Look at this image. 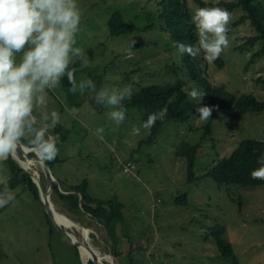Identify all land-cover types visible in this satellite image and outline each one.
Listing matches in <instances>:
<instances>
[{"label": "rangeland", "instance_id": "374dc122", "mask_svg": "<svg viewBox=\"0 0 264 264\" xmlns=\"http://www.w3.org/2000/svg\"><path fill=\"white\" fill-rule=\"evenodd\" d=\"M160 1L78 0L81 21L75 46L87 56L89 64L83 66L76 58L70 65L75 71L76 92L64 87L61 81L48 92L45 111H57L59 123L68 131L66 140L58 148L60 162L49 167L54 182L61 193H66L70 187L87 180L88 192L93 197L101 200L116 197L125 205L122 229L116 227L115 235L119 238L120 249L127 238L125 235L133 238L135 264H142L141 260L144 264H233L218 254L212 241L204 239L206 228L215 224L226 226L227 238L239 264H264V185L219 189L210 179L190 182L186 162L176 155L181 142L201 140L202 127L210 118L207 121L198 119L197 109L209 106V103L205 82L190 78L178 55L177 43L163 29L165 21L157 18L162 12ZM186 1L191 14L197 5L193 0ZM116 11L123 12L133 34L110 35L108 21ZM238 11L231 14V21L240 14ZM227 35L229 45L214 62L207 61L203 51L199 54L204 77L211 85L223 86L230 94L253 95L264 102V57L253 58L260 44L246 43L248 37L255 35L254 30L245 23L230 29ZM131 41H134L132 46L138 45L131 50L132 62L129 63L125 50ZM218 60L222 61L221 68L216 64ZM173 64L179 66L177 75L171 71ZM95 75L104 76L102 88L131 86L132 90L146 85H166L180 77L186 81L185 89L195 87L204 95L199 102L188 96L195 108L188 122H166L153 143L139 147V142L149 134L141 127L143 121L137 110L131 113L128 121L117 125L108 115L113 110L111 106L97 104L95 93L90 96L87 89L79 90L81 81ZM221 115L211 122V133L208 132L202 142L194 168L197 178H201L214 161L228 157L241 141L252 139L264 143V113L248 112L236 122L225 113ZM137 127L140 128L139 135L133 133V128ZM97 128L104 129L102 138L97 135ZM131 149L135 150L134 154L129 153ZM17 155L23 160H36L35 156L29 158L21 154V157L18 152ZM129 159L136 162V169L124 173L123 164ZM38 170L29 169L40 178L44 192L45 176L40 166ZM9 175L6 160L0 161V193L7 189L4 180ZM10 192L14 194V200L0 211V264H62V260L77 264L69 240L53 222L58 232L50 229L41 201L27 189ZM17 193L20 196L17 197ZM183 194L186 204L172 202ZM50 199L60 213L71 219L65 203L59 201L53 191ZM83 220L88 221V218ZM88 229L87 242L96 256L101 257L95 261L112 264L109 256L112 243L106 238L105 229L94 221H90ZM69 231L80 236L79 240L86 245L81 229L70 227ZM149 239H152L150 246ZM49 241L55 258L51 256ZM85 264H89L88 261ZM116 264L127 263L116 261Z\"/></svg>", "mask_w": 264, "mask_h": 264}, {"label": "trees", "instance_id": "16d2710c", "mask_svg": "<svg viewBox=\"0 0 264 264\" xmlns=\"http://www.w3.org/2000/svg\"><path fill=\"white\" fill-rule=\"evenodd\" d=\"M193 1L199 7H221L227 9L231 14L235 10L239 9L238 12H240V14L230 22L228 26L229 31L232 28L249 23L251 28L254 30L255 35L248 37L246 43L251 46L260 44V48L256 53L253 54V58L260 56L264 57V0H232L219 1L217 3L207 2L205 0ZM159 6L161 7L162 12L159 16H157V18H161L163 21H165L163 29L169 33L171 40L176 43L179 42L190 45H198L196 29L191 23V14L186 0H161ZM122 13L119 11L114 12L108 21L110 35L112 36L133 34L134 30L131 28V24L128 23L127 20H124ZM153 19H155V16H153ZM137 45L138 44H135L132 47L135 48ZM133 48H131V50ZM198 56L191 57L187 54H184L183 57H181V62L186 68L190 78L193 80L198 78L205 82L206 99L209 103V106L213 110L210 121L205 127H202V130L204 131L202 137L200 138L201 140L196 143L183 141L176 148V155L187 164V179L190 182H194L195 180L198 181L200 179H210L218 186L219 189L224 186L253 188L255 186L264 185V180H254L250 175L252 169L259 167L257 163L258 158L264 156V143L252 139L241 141L228 157H223L214 161L201 178L194 176V168L196 167L202 147V142L205 140L207 133H211L210 126L212 121L221 117L222 113H225V115H227L232 122L239 121L248 112H253L256 114L264 113V102L258 100L255 96H236L226 92L223 86L211 85L210 82L204 77L203 71L200 69V59ZM127 61L129 63L132 62L130 59ZM216 64L218 67H222L221 60H218ZM178 67L179 66L176 64H173L171 68L172 73H175V75H177L176 72ZM74 76L75 71L73 70V79ZM103 78V75H95L92 77L88 76V79H91L95 83L97 91L103 87ZM185 82L186 81L183 78L179 77L172 83H165L166 85L153 84L140 86L138 90H132L130 99H125L122 102L123 107L126 109L125 120L127 121L134 110H137L141 120L145 121L150 113L158 112L162 108L167 109V116L163 120L158 119L156 121L148 137H145V139L139 142V147L153 143L161 127L166 122L175 121L185 123L191 119L195 113V108L193 102L188 98V95L184 91ZM61 83L68 89L72 88V83H69L67 75L61 79ZM137 85L140 84L137 83ZM88 91L90 96L95 93L90 90ZM68 95L70 97L71 92H69ZM66 130L67 129L62 124L58 123L55 129V133L60 137V141L57 145L58 148L67 138L68 131ZM30 141L31 137H28L27 139H23L21 143L31 146ZM18 151H20V156L21 154L28 155L29 158L35 156L33 152L24 153L20 149ZM129 153L134 154L135 150L131 149ZM11 157L6 160L10 175L6 180H4V184L7 186L5 192H10L17 189H21V191L23 189H27L31 192L33 197L40 202L38 190L32 178L27 172L21 169ZM45 162L47 163L48 167L51 168L54 164L60 162V157L57 154L54 160ZM136 165L137 164L133 159L127 160L123 164V172L129 173L132 170H135ZM24 167L27 168L26 166ZM125 167L127 170H125ZM52 191L54 195L58 197L59 201H63L65 203L64 207L66 208V212L71 220L78 222L87 228H89L90 221H94L98 225H101L103 229H105V236L107 239L111 240L112 243L110 247V253L114 256V261L116 259L118 263L125 262L127 264H135V257L133 255L134 249L132 246L133 238L130 235L124 234L127 238L122 241L123 247L120 249L118 246L119 238H117L115 235V231L117 229L116 227L121 228V223L124 220L123 208L125 205L122 202H120L116 197L108 200H101L93 197L88 192L87 180L70 187L66 193H61L58 184L53 183ZM18 196H20V194L17 193V197ZM172 202L177 205L186 204V195L183 194L176 196L175 199H172ZM9 204L0 208V211L6 209ZM85 217L88 218V221L83 220ZM46 218L48 220L50 229L52 231L55 230L58 232L48 215H46ZM226 231L227 229L225 225L215 224L206 228L204 232V239L206 241L210 240L215 244L216 251L221 257L230 259L233 264H239V261L233 252L232 244L227 238ZM50 237H52V232H50ZM151 241L152 239H149L148 246H150L149 243ZM65 243L67 244V242ZM70 243L73 249L75 262L80 264L81 256L79 250L74 243ZM48 245L51 250L52 258H55L50 241ZM61 263L70 264V262L65 260H62ZM88 263L99 264L93 259H89ZM140 263L144 264L143 260H141Z\"/></svg>", "mask_w": 264, "mask_h": 264}, {"label": "clouds", "instance_id": "9594fccd", "mask_svg": "<svg viewBox=\"0 0 264 264\" xmlns=\"http://www.w3.org/2000/svg\"><path fill=\"white\" fill-rule=\"evenodd\" d=\"M190 20L196 29L198 45L178 42V55L196 57L203 51L205 59L214 62L229 45L231 13L221 7L197 6ZM80 21L78 0H0V161L11 157L18 144L28 137L40 160L56 158L60 137L55 129L60 115L45 108L49 90L59 85L65 75L73 84L71 91L76 92L70 68L75 59L79 58L83 66L89 64L87 56L75 46ZM133 43L125 50L129 59ZM78 87L81 92L85 89L95 92L97 104L111 106L113 110L108 115L117 125L125 120L122 102L130 99L131 86L97 91L95 83L87 79ZM184 91L196 102L204 95L195 87ZM212 110L209 106L199 107L198 119L207 121ZM166 116V108L150 113L141 127L150 134L156 121ZM103 132V128L96 129L101 138ZM133 133L139 135L140 128H133ZM257 163L259 167L251 170V178L264 180V156ZM14 198L11 192L0 193V208Z\"/></svg>", "mask_w": 264, "mask_h": 264}, {"label": "water", "instance_id": "95a60500", "mask_svg": "<svg viewBox=\"0 0 264 264\" xmlns=\"http://www.w3.org/2000/svg\"><path fill=\"white\" fill-rule=\"evenodd\" d=\"M18 149L22 150L23 152H33L35 154V149L32 146H27L22 144L21 142L18 144L17 146ZM36 156V154H35ZM13 160L19 165V167L21 169H23L25 172H27L30 177L32 178L33 182L35 183L37 190H38V194H39V199L41 201V203L43 204L46 214L48 215V217L50 218V220L53 222V224L56 226V228L58 229V231L70 242L74 243L80 253L81 259H82V249H84V253L87 255L88 260L89 259H93L96 260L98 259V257L96 256L95 252L92 250V248L89 246L88 242H87V238L89 237V233H90V229H88L86 226L75 222L71 219H69L67 216V218L70 220V224L69 226H66L60 222H56L54 217L52 216L51 212H50V208L48 206L49 201H51L50 199V194L52 191V186L53 183L55 181V178L50 170V168L48 167L47 163L45 161L40 160L37 156H36V160L39 163V166L41 167L43 174L45 176V193L42 190L41 185L39 184V181L36 180L28 171L26 168H24L22 165L19 164L18 160L12 155ZM70 227H75V228H79L82 231L84 240L86 242L85 244H82V241H80L74 234H72L71 232L68 231V228ZM112 258V264H116L114 262V256L112 254L109 255ZM86 260V261H88Z\"/></svg>", "mask_w": 264, "mask_h": 264}, {"label": "bare ground", "instance_id": "6f19581e", "mask_svg": "<svg viewBox=\"0 0 264 264\" xmlns=\"http://www.w3.org/2000/svg\"><path fill=\"white\" fill-rule=\"evenodd\" d=\"M17 152L19 153L20 151H18V150H16L15 152H14V157L18 160V162H19V164L20 165H22L23 167L24 166H26L28 169H32V171H34V170H38V167H39V163H38V161L37 160H32V159H30V160H23V159H21V158H19L18 157V155H17ZM36 157V156H35ZM25 168V167H24ZM26 168V169H27ZM27 169V171L36 179V180H38L39 181V184H40V178L39 177H35L29 170ZM34 169V170H33ZM39 171V170H38ZM48 206H49V208H50V212H51V214H52V216L54 217V219H55V221L56 222H60V223H62V224H64V225H67V226H69V224H70V220L67 218V217H65L62 213H60L55 207H54V203H52V202H50L49 201V204H48ZM82 235V234H81ZM82 249V248H81ZM82 251H83V249H82ZM100 259H101V257L100 256H98ZM86 260H87V257L85 256V254H84V251L82 252V261H83V264H85V262H86Z\"/></svg>", "mask_w": 264, "mask_h": 264}, {"label": "built area", "instance_id": "2783aa9c", "mask_svg": "<svg viewBox=\"0 0 264 264\" xmlns=\"http://www.w3.org/2000/svg\"><path fill=\"white\" fill-rule=\"evenodd\" d=\"M125 168H126V167H125ZM125 168H124V169H125ZM125 170H127V168H126Z\"/></svg>", "mask_w": 264, "mask_h": 264}]
</instances>
